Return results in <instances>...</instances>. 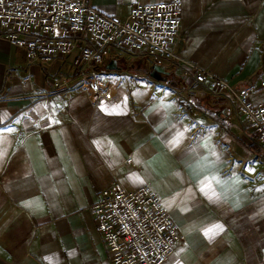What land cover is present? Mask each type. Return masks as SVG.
I'll return each mask as SVG.
<instances>
[{
	"label": "crops",
	"instance_id": "1",
	"mask_svg": "<svg viewBox=\"0 0 264 264\" xmlns=\"http://www.w3.org/2000/svg\"><path fill=\"white\" fill-rule=\"evenodd\" d=\"M88 1L124 20L169 0ZM79 45L32 63L0 40V264H112L92 208L115 181L161 197L185 238L165 264H264V148L236 100L197 86L190 68L253 89L252 103L264 104V0H183L180 60L114 51L97 68L114 90L109 102L84 90ZM129 52L147 63L121 62ZM257 159L258 176L245 175ZM208 182L212 198L201 190ZM217 224L209 239L204 230Z\"/></svg>",
	"mask_w": 264,
	"mask_h": 264
},
{
	"label": "built area",
	"instance_id": "2",
	"mask_svg": "<svg viewBox=\"0 0 264 264\" xmlns=\"http://www.w3.org/2000/svg\"><path fill=\"white\" fill-rule=\"evenodd\" d=\"M183 0L139 5L126 19L106 15L88 0H0V40L24 49L34 63L70 57L81 44L78 64L87 75L82 86L89 98L109 102L114 90L98 72L108 57L129 50L158 62L177 60L182 29ZM194 82L214 97L236 100L234 112L254 131L253 141L264 148V104H254L253 89H240L217 75L190 65ZM66 79L59 75L55 86ZM230 99V98H229ZM131 163V160L129 161ZM262 160L249 163L243 173L259 174ZM235 161L229 158V169ZM92 214L112 257V264H165L185 238L149 186L127 190L119 181L104 189Z\"/></svg>",
	"mask_w": 264,
	"mask_h": 264
},
{
	"label": "snow or ice",
	"instance_id": "3",
	"mask_svg": "<svg viewBox=\"0 0 264 264\" xmlns=\"http://www.w3.org/2000/svg\"><path fill=\"white\" fill-rule=\"evenodd\" d=\"M179 137L177 138V140L175 142H179ZM218 158V157H217ZM213 179H215V177H213ZM202 191L205 192L206 195H209L210 198H212V196L215 195L214 191L212 190V187H211V182H208V183H205L202 188H201ZM222 230V225H212L211 227H208L204 230V234L206 236L209 237V239H212L215 237V235L218 234L219 231Z\"/></svg>",
	"mask_w": 264,
	"mask_h": 264
},
{
	"label": "rangeland",
	"instance_id": "4",
	"mask_svg": "<svg viewBox=\"0 0 264 264\" xmlns=\"http://www.w3.org/2000/svg\"><path fill=\"white\" fill-rule=\"evenodd\" d=\"M82 47V45L80 44L79 45V48ZM131 53H127V56L125 58H121V62H127V63H130V64H146L147 63V60L144 59L143 57L141 56H131L130 55ZM114 59V56L112 55L105 63V65L107 66L110 61Z\"/></svg>",
	"mask_w": 264,
	"mask_h": 264
},
{
	"label": "water",
	"instance_id": "5",
	"mask_svg": "<svg viewBox=\"0 0 264 264\" xmlns=\"http://www.w3.org/2000/svg\"><path fill=\"white\" fill-rule=\"evenodd\" d=\"M109 70H116L117 66H116V62L113 61L109 66H108ZM154 71L157 72L158 76H162L165 74H168V72L166 71V68L162 65H156L154 66ZM153 76V75H152Z\"/></svg>",
	"mask_w": 264,
	"mask_h": 264
}]
</instances>
